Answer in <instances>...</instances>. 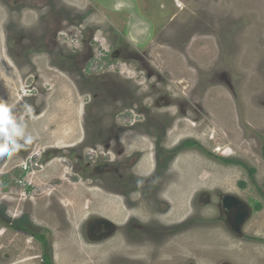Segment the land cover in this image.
<instances>
[{"label": "rangeland", "instance_id": "1", "mask_svg": "<svg viewBox=\"0 0 264 264\" xmlns=\"http://www.w3.org/2000/svg\"><path fill=\"white\" fill-rule=\"evenodd\" d=\"M176 1L114 13L101 0H0V101L33 137L0 163V264L41 262L18 224L46 234L53 264H104L87 218L119 230L106 258L127 264L129 247L153 242L124 229L131 190L150 197L145 220L154 212L146 183L179 232L155 264H264V245L243 243L219 205L228 194L260 204L242 233L264 238V0ZM31 146L42 166L30 176Z\"/></svg>", "mask_w": 264, "mask_h": 264}, {"label": "flooded vegetation", "instance_id": "2", "mask_svg": "<svg viewBox=\"0 0 264 264\" xmlns=\"http://www.w3.org/2000/svg\"><path fill=\"white\" fill-rule=\"evenodd\" d=\"M0 142H3V141L0 140ZM28 152L29 154L26 155ZM23 156H25L24 163L26 166L24 168L21 167L22 174L30 175V173L33 171L32 170L30 172V169H32L33 166H34L33 169L35 167L37 168L39 166H42L40 165L39 162H37L38 160L35 157L36 156L35 146H33V149L31 146L29 150L24 151ZM7 159H8V156L1 157L0 163L3 167L6 166ZM24 178H25V175H24ZM150 186H152V189L154 190L151 192L150 196L152 197L151 199H153L155 207L153 206L154 212L151 213L152 214L151 217H149L148 219L146 217V220L142 216V214L145 211L142 210L141 206L145 203L149 205L150 207H152V205L148 204L150 203L148 201L150 197L146 196L145 192H140V191H135V190H131L129 193H127L126 203L128 205V210L131 212L127 216L126 222L124 223V229L125 228L128 229L126 230L127 237L133 242L135 241L136 242H141V241L146 242L149 240L153 241L151 245L149 246V248H147L146 246L142 247V249L139 247L137 248L129 247V249L135 252L136 255L131 254L130 256H126L127 260H125V262L127 264H155L156 262L159 261L160 256L155 257V255H157V252H155L154 250L160 247L161 242L164 241V238L166 236H173L179 233V232H174L175 228H178L177 225L171 226V224L169 225L166 224L164 213H165L167 204L163 197L165 195L164 192H157L158 188L154 187L153 183H146V187H150ZM257 192H258L257 195H260V191H257ZM135 195L139 196L137 200L134 198ZM219 205L222 211L225 226L230 231H233L234 234L241 237L243 243H246V244L259 243L261 245H264L263 237L260 239H256L248 234L242 233L243 227L246 225L247 221L251 217V211L256 212L257 211L256 209H260V206H261L260 204H258L257 202L252 204V203H249L248 200L245 201V199L241 198L239 195L233 194L232 196L228 194V195L221 197ZM176 206L177 205L175 204L174 207ZM81 226H82L83 237H85V240L87 242L93 241V242L99 243V245H97L96 247H89L90 251H92L93 253H96L99 251L98 252L99 255H101V253L102 254L105 253V255H103L104 256L103 262L104 264L106 263L108 264L106 254L107 252H109L107 251V248H109L111 244L106 241L115 239L118 236L117 233L119 230L113 229V226L105 218H87ZM167 226H171V227H167ZM18 227L19 228H17L16 231L23 232L25 233V235H28L29 237H33V239H35L38 242V240L31 233L35 231H32L30 228L28 227L26 228V226L21 225V224H18ZM120 232H123V231H120ZM121 234H120V237H122ZM43 235L46 236V234H43ZM45 242L49 243L46 237H45ZM101 243H108V244L102 246L103 244ZM86 245L88 246V244ZM40 246H41V256H40L41 258L40 259L42 262L43 245L41 242H40ZM96 248H99V250L96 251L95 250ZM143 249L145 250V254L147 255L143 254ZM117 252L120 253V250H114L113 256L116 257L115 254ZM171 252L173 254H171ZM171 252H169L170 255H168L169 256V258H167L168 260L165 258V256H161L162 261L171 262L175 258V256H173V259L171 260V255L175 254V250H171ZM154 253L156 254L154 255ZM110 263L115 264V259L111 261Z\"/></svg>", "mask_w": 264, "mask_h": 264}, {"label": "clouds", "instance_id": "3", "mask_svg": "<svg viewBox=\"0 0 264 264\" xmlns=\"http://www.w3.org/2000/svg\"><path fill=\"white\" fill-rule=\"evenodd\" d=\"M26 107L29 113L33 111L31 105L26 104ZM0 135L4 138L3 142H0V157H11L33 140L31 136L24 139L23 128L17 125L12 116L11 108L2 101H0ZM19 139H24V143H19Z\"/></svg>", "mask_w": 264, "mask_h": 264}, {"label": "trees", "instance_id": "4", "mask_svg": "<svg viewBox=\"0 0 264 264\" xmlns=\"http://www.w3.org/2000/svg\"><path fill=\"white\" fill-rule=\"evenodd\" d=\"M194 146H199V145L194 141H187L186 143H183L181 145V148H191ZM222 161L224 163H228V164H237V165L241 164V162H236V161H232V160L222 159ZM12 228H14L16 230L19 227H18V225H14ZM31 233L43 245V254H42L41 264H53L51 245L49 246V244L45 242L46 236L43 235V233H39V232H31Z\"/></svg>", "mask_w": 264, "mask_h": 264}, {"label": "crops", "instance_id": "5", "mask_svg": "<svg viewBox=\"0 0 264 264\" xmlns=\"http://www.w3.org/2000/svg\"><path fill=\"white\" fill-rule=\"evenodd\" d=\"M114 10V13H120L122 10H132L135 0H101Z\"/></svg>", "mask_w": 264, "mask_h": 264}, {"label": "bare ground", "instance_id": "6", "mask_svg": "<svg viewBox=\"0 0 264 264\" xmlns=\"http://www.w3.org/2000/svg\"><path fill=\"white\" fill-rule=\"evenodd\" d=\"M174 2H178V1L174 0ZM177 7L180 8V9H183V6L180 5V4H178ZM181 7H182V8H181Z\"/></svg>", "mask_w": 264, "mask_h": 264}]
</instances>
